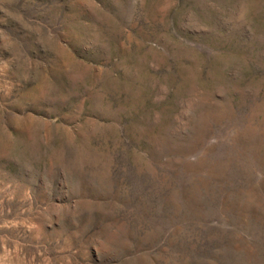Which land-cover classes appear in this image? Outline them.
<instances>
[{
	"label": "rangeland",
	"instance_id": "374dc122",
	"mask_svg": "<svg viewBox=\"0 0 264 264\" xmlns=\"http://www.w3.org/2000/svg\"><path fill=\"white\" fill-rule=\"evenodd\" d=\"M0 264H264V0H0Z\"/></svg>",
	"mask_w": 264,
	"mask_h": 264
}]
</instances>
